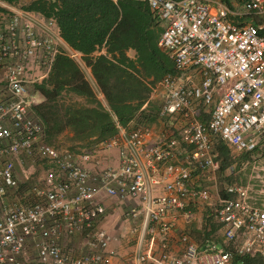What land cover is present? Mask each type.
I'll list each match as a JSON object with an SVG mask.
<instances>
[{"label":"built area","instance_id":"1","mask_svg":"<svg viewBox=\"0 0 264 264\" xmlns=\"http://www.w3.org/2000/svg\"><path fill=\"white\" fill-rule=\"evenodd\" d=\"M139 1L162 23L156 46L173 69L147 83L140 109L156 103L155 121L115 122L114 136L76 150L45 142L32 88L57 56L86 68L83 55L62 40L53 17L0 1V264H110L109 245L118 238L98 222L102 201L112 198L135 203L123 216L140 221L125 264H264V0H235L236 9L234 0ZM217 145L231 156L225 172L232 181L221 191L210 189ZM20 152L48 167L30 186L15 177L12 158ZM195 176L209 185H190ZM212 194L220 241L209 235L198 246L182 232L181 252L173 254L175 225L167 219L190 223V205ZM73 239L77 254L61 243Z\"/></svg>","mask_w":264,"mask_h":264},{"label":"trees","instance_id":"2","mask_svg":"<svg viewBox=\"0 0 264 264\" xmlns=\"http://www.w3.org/2000/svg\"><path fill=\"white\" fill-rule=\"evenodd\" d=\"M0 1L14 4L20 0ZM223 1L229 6V0ZM23 8L55 19L62 40L83 55L104 101L102 105L96 99L76 65L66 57L57 56L48 78L32 88L41 98L32 113L42 124L46 142L66 130L85 141L95 136L99 142L116 134L115 122L124 127L132 119L143 124L155 121V105L148 103L140 109L148 96L147 83L172 74L173 69L156 46L158 22L145 3L139 0H31ZM101 48L105 54L93 56ZM128 51H133L135 57L130 58ZM63 93L84 98L89 106L62 103L59 98ZM215 151L220 175L231 158L221 145ZM233 263L263 264L255 258Z\"/></svg>","mask_w":264,"mask_h":264},{"label":"crops","instance_id":"3","mask_svg":"<svg viewBox=\"0 0 264 264\" xmlns=\"http://www.w3.org/2000/svg\"><path fill=\"white\" fill-rule=\"evenodd\" d=\"M235 5H236V3L234 0V9H236ZM234 21L240 22L241 20L236 19ZM87 70H88V74L90 75V80L93 81L89 67ZM157 125L158 124L155 123V125H153L154 128L158 131L161 130L160 125H158L159 128L155 127ZM60 135H62V134H59L58 136L61 137ZM64 148H66V147H64ZM74 148L77 149V147H74ZM70 150H73V149H70ZM109 155H110V160H111L112 164H115L116 163V152L114 150H112V151H110ZM12 162H13V170L15 172V177H16L17 181L20 184H23L24 186H30L31 184L40 181V179L43 176V174L41 172H46V169L48 168L45 166V164L43 162L36 161V160L32 159L31 157L25 155L23 152H20L19 154L14 156L12 158ZM33 172H39V174L35 177L33 175L35 173H33ZM223 172H225V171H223ZM31 175H33V176H31ZM219 176L220 175H218V174L215 175L216 186L210 185V189L213 191H214L215 187H217V190H220V191L222 189L223 183H222V181H220ZM36 178H39V179H36ZM34 179H36V180H34ZM200 182H201L200 186L209 185V183H206L205 181H203L201 177L199 179V177H197V176L193 177V179L190 182V185L199 186ZM214 199H215V197L212 194L211 200H209L206 203H200L199 201H196V202L194 201L197 205L196 204L190 205L191 207L192 206L194 207L193 208L194 209V213H193L194 217L195 218L197 217V219H199L200 215H198V214H200V211H201L200 207L201 206H210L211 204L214 203ZM123 202L124 201H118V200L113 199V198L112 199H104L102 201L104 208H105V213H104V216L102 217V219L99 220L98 226L105 229L109 234H111L113 236H117V238H118L117 241H115L109 245V250H111L114 253V255H112V257L110 259V264H125L127 262L128 258H130L133 255V253L135 252V249H136L135 240L138 238L137 234L139 231L140 221L139 220L136 221V219H133V220L127 219V220L122 221L121 218L118 217V211L126 208L125 206H123V204H125V203L129 204V202H125V203H123ZM129 208H136L135 203L132 202V207H129ZM195 211H198L197 214L195 213ZM167 221L170 224L175 225L174 226L175 229L173 230L172 234L168 238V243L170 245V249H171L173 254L180 253L182 246L177 242V236L179 233H182V232H185L188 235L187 232H189L192 229V226H189L190 223L184 224L181 221V218H179V219L177 218L175 221H173L172 219H167ZM193 227H196V226H193ZM135 235H136V237H135ZM61 243L65 249L71 250L73 254H77V252H76L77 246H78V240L77 239L63 240ZM134 243H135V245H134ZM26 246H28V248H27V259L26 260L30 261V259L33 257V254L30 250L31 243L28 241L26 243ZM198 246H200V245H198Z\"/></svg>","mask_w":264,"mask_h":264},{"label":"rangeland","instance_id":"4","mask_svg":"<svg viewBox=\"0 0 264 264\" xmlns=\"http://www.w3.org/2000/svg\"><path fill=\"white\" fill-rule=\"evenodd\" d=\"M30 1L31 0H20L16 3V5H18L20 7H24L27 4H29ZM220 1L226 4L225 1H223V0H220ZM160 25H162V23H159V22H158V24L155 25V27L158 31L157 36H159L160 30H161ZM126 54L130 58L135 57L133 51H128ZM78 69L82 73L84 79L89 83L90 82V75L88 74V70H87L88 67L86 66V68H78ZM37 99L41 101V98H37ZM59 100L65 104H74V105H80L83 107L89 106V104L86 103L84 98L78 97V96L71 94V93H63L61 95V97L59 98ZM151 103L153 104L154 102H151ZM153 105H156V103ZM152 124H148V125L150 127H152ZM155 127L159 128L158 126H155ZM63 133H61L62 134V135H60L61 137L56 136L52 139H49V141H47V144L53 145L56 147H66V148H70V149H75L74 147L87 148V147L93 145L94 142H96V139L93 138L95 136H93L90 140L85 141L84 139H81L79 136H74L69 130H66ZM227 156L229 158H231L229 153L227 154ZM228 164H229V162H228ZM228 164L226 166H228ZM45 166L47 167L46 164H45ZM33 173H35V174H33L35 177L39 174V172H33ZM41 173L43 175L45 174V172H41ZM33 175H31V176H33ZM36 179H39V178H36ZM36 179H34V180H36ZM219 179H220V181H222V183H228L229 181H232V177L228 174V172H220ZM236 179L239 181H242L243 176L239 175ZM199 185H201V182ZM22 186H24V185L22 184ZM125 202H129V204L125 203ZM123 203H125V204H123V206H125L126 208L118 211V217H120L122 221L127 220V219H124L125 217L123 216L125 209H129V207H132L131 201H124ZM192 204H196V203L193 202ZM193 208H194L193 206L190 207L191 213H194ZM200 208H201V211H200V214H198V215H200V218L197 219V217L196 218L194 217V219L190 222L189 226H192V229L189 232H187L188 236L190 238H192V240L196 243V245L203 244L204 239L208 238L209 235H211L212 239H214L216 242H219L220 241L219 233L217 232V225H216L215 218H214L215 203L211 204L210 206H201ZM197 212L198 211H195L196 214H197ZM137 220H139V219H136V221ZM193 226H196V227H193ZM137 236H138V234H137ZM135 237H136V235H135ZM135 242H136V240H135ZM134 245H135V243H134ZM113 255H114V253H113Z\"/></svg>","mask_w":264,"mask_h":264},{"label":"clouds","instance_id":"5","mask_svg":"<svg viewBox=\"0 0 264 264\" xmlns=\"http://www.w3.org/2000/svg\"><path fill=\"white\" fill-rule=\"evenodd\" d=\"M104 54H105V53H104ZM105 140H106V139H105ZM99 142H100V141H99ZM99 142H98V141H96V142H94V143H93V145H94V144H96V143H99Z\"/></svg>","mask_w":264,"mask_h":264}]
</instances>
